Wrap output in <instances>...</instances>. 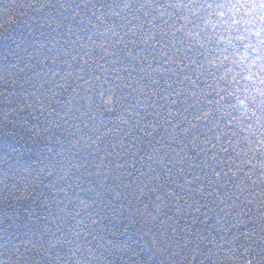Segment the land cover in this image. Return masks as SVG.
Segmentation results:
<instances>
[{
  "label": "trees",
  "instance_id": "1",
  "mask_svg": "<svg viewBox=\"0 0 264 264\" xmlns=\"http://www.w3.org/2000/svg\"><path fill=\"white\" fill-rule=\"evenodd\" d=\"M0 264H264V0H0Z\"/></svg>",
  "mask_w": 264,
  "mask_h": 264
}]
</instances>
